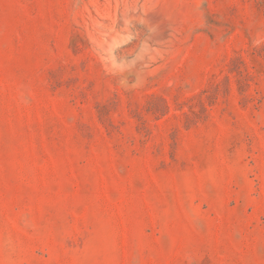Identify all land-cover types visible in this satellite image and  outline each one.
Wrapping results in <instances>:
<instances>
[{"label":"rangeland","instance_id":"obj_1","mask_svg":"<svg viewBox=\"0 0 264 264\" xmlns=\"http://www.w3.org/2000/svg\"><path fill=\"white\" fill-rule=\"evenodd\" d=\"M0 264H264V0H0Z\"/></svg>","mask_w":264,"mask_h":264}]
</instances>
